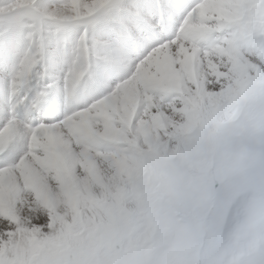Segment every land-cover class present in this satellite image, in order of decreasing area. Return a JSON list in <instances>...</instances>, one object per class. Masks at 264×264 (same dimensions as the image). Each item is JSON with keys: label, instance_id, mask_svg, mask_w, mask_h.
<instances>
[{"label": "snow or ice", "instance_id": "obj_1", "mask_svg": "<svg viewBox=\"0 0 264 264\" xmlns=\"http://www.w3.org/2000/svg\"><path fill=\"white\" fill-rule=\"evenodd\" d=\"M0 58V264H264V0H0Z\"/></svg>", "mask_w": 264, "mask_h": 264}, {"label": "clouds", "instance_id": "obj_2", "mask_svg": "<svg viewBox=\"0 0 264 264\" xmlns=\"http://www.w3.org/2000/svg\"><path fill=\"white\" fill-rule=\"evenodd\" d=\"M252 222L247 209H243L235 219L232 227L225 233L226 245H243L251 236Z\"/></svg>", "mask_w": 264, "mask_h": 264}, {"label": "rangeland", "instance_id": "obj_3", "mask_svg": "<svg viewBox=\"0 0 264 264\" xmlns=\"http://www.w3.org/2000/svg\"><path fill=\"white\" fill-rule=\"evenodd\" d=\"M5 75V66L4 61L2 58H0V77Z\"/></svg>", "mask_w": 264, "mask_h": 264}]
</instances>
